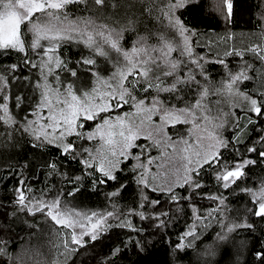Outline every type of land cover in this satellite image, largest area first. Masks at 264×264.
<instances>
[{"label":"snow or ice","instance_id":"obj_1","mask_svg":"<svg viewBox=\"0 0 264 264\" xmlns=\"http://www.w3.org/2000/svg\"><path fill=\"white\" fill-rule=\"evenodd\" d=\"M79 11H88V16H75L68 11L69 6H80ZM91 5V7H90ZM139 5V7H137ZM201 0H0V50L7 52L15 50L25 53V62L37 67L41 71L43 83H38L41 89V99L37 105V120H26L17 125V121L8 111L7 103H0V122H3V131L0 136L7 135L12 138L15 131L31 136V147L46 150L49 146L60 151L61 156L70 157L86 168L92 170L93 190L96 185L115 181L119 187L108 194L109 198L117 197L125 189L126 185L120 183L117 173L122 172V163L129 158L138 161L131 169H141L136 183L141 188V202L134 208H130L126 214H122L113 204L111 211L84 213L70 209L62 205V197H74L79 188L72 191H58L54 196H49L51 188L41 190L39 195L33 193L30 187H25V181L20 180L19 187L15 189L14 204L21 212L35 216L37 213L45 217V220L54 222L55 226H62L65 230L62 247L65 260L69 264L81 249L93 248L102 234L112 227H127L135 229L129 216H139L141 220L154 219L159 223L156 227H164L165 222L161 217L168 213L161 211L157 214H148L141 209L146 205L155 209L162 201L150 199L144 192L151 186L152 192H160L167 196L164 203L177 201H191L204 186L201 183V175L205 167L215 171V178L222 181V187L229 189L245 177V169L257 163L250 158H245L237 151L239 160L222 161L223 152L229 142L223 138L222 130L227 121L226 113L217 108L213 114L211 96H243L250 102V111L258 116H264V102L258 103L245 93L239 92L238 85L250 78L249 72L253 65L245 57L251 53L255 59L264 61V44L249 46L244 50L232 48L225 51L224 56L239 57L238 71H227V79L222 80L218 86L208 83L209 75L205 65L209 62L206 57L198 56L193 52L192 37L197 33L184 21L185 11H197L200 9ZM261 12V32H264V0H258ZM109 8L112 12L109 13ZM125 9L124 15L127 23L121 25L119 30L110 27L106 23H97L91 13L108 15L114 19L117 12ZM211 12L223 18L226 25L234 22L233 0H211ZM155 19L166 27L172 38L165 33H156V43H151L153 34L137 35L131 48H125L123 41L128 32L136 33L137 25L142 18ZM31 36L30 41L26 38ZM64 42L83 43L95 56L111 59L109 50L114 51L120 59L113 61L115 71L108 80L104 81V87L97 95L96 89L92 92L84 91L78 94L72 83L64 84L54 67L63 68L64 65L56 55L57 49ZM31 51L37 59H30L27 53ZM174 53H178L174 56ZM86 65H95L96 59L86 58L82 61ZM228 65L224 59L214 61ZM12 70L16 65L9 66ZM99 80L98 73H92ZM76 76L75 71H71ZM52 76L53 81L48 77ZM203 78V79H201ZM8 79L0 74V92L7 87ZM142 92L143 98L138 93ZM155 93V94H153ZM164 94V95H162ZM7 100V97H3ZM216 105L220 100L215 101ZM128 106L131 111L119 113L113 118L111 112ZM46 110V111H45ZM101 113H109L102 116ZM159 115L161 126L156 127L153 117ZM88 121L94 123L91 130L85 131ZM152 126L145 139L149 144H140L137 141L145 133V124ZM184 123L190 124L192 129L206 131L207 138L213 143L207 148L202 143L192 144L190 140H182L179 143L185 145L181 151L170 137L166 139H154V136L162 133L164 124ZM191 131V130H190ZM75 137L76 140H69ZM83 141H88L90 147L84 146ZM197 141H202L197 137ZM239 143V139H236ZM255 145L247 149L248 153H257L264 159V137ZM163 149L158 157L147 156L146 164L141 161V156L151 148ZM139 149V153L134 152ZM171 149V151H169ZM174 168L178 175L183 171L182 183L175 186L169 183L164 185L152 184L149 180V172L153 165L163 169ZM51 174H58L56 160L48 165ZM99 173V179L95 174ZM66 175V174H65ZM158 178L152 176V181ZM80 177H76L78 183ZM185 188L188 196H178L176 188ZM251 197L252 207L247 212L255 217L264 219V181L258 190L244 188L240 190ZM27 192V194H26ZM205 198L213 201L215 207L211 208L206 216L198 214V209L193 205V221L175 246L174 252H184L188 249L196 251L195 242L200 240L206 231H201L198 224L204 225L206 220L213 217L220 224V231L216 233L215 244H225L230 241L234 233L241 229H254L252 223L247 220L239 221L231 219L229 209L223 194L208 195ZM179 211V209H177ZM14 215V213H13ZM115 219V224L110 220ZM59 232V228L57 229ZM70 237V238H69ZM139 243V242H137ZM7 241H0V258H6L8 264H49L44 259H37L39 251L24 250L12 254L7 250ZM245 244L241 241V245ZM60 245H58L59 247ZM141 250L143 246L141 245ZM119 247L112 250L111 257L119 254ZM215 255L212 245L206 247L205 252H197V256ZM258 262L264 261V250L256 253ZM105 257L101 264H107ZM52 264H59L58 261ZM204 264H207L205 261Z\"/></svg>","mask_w":264,"mask_h":264},{"label":"trees","instance_id":"obj_2","mask_svg":"<svg viewBox=\"0 0 264 264\" xmlns=\"http://www.w3.org/2000/svg\"><path fill=\"white\" fill-rule=\"evenodd\" d=\"M233 4L234 22L228 25L225 24L223 18L210 11L211 0H201L199 10L183 13L184 21L197 33L191 38L194 54L206 57L209 61L205 65V70L209 75L208 83L212 86H218L222 80L227 79L228 69L233 72L238 71L240 58L225 57L224 54L215 55L207 51L205 46L196 41L200 34H218L222 37L223 42L227 41L228 43H231L229 41L232 40H243L245 43L241 46L243 48L237 46L235 47L237 50H244L249 46L258 45L256 42H249L253 37L257 38L259 35L264 37V32H261V19L258 17V13L261 12L258 0H233ZM78 8L82 9L83 5L69 6L68 11L73 15V18L79 15H90L88 11H79ZM111 12L112 9L109 8V13ZM124 12L125 9L121 8L114 19L99 13L91 14L97 18V23H106L110 27L119 30L121 25L127 23ZM156 33L168 34L170 38L173 36L166 27L155 19L144 17L138 23L136 33L128 32L125 34V39L122 42L123 46L130 48L137 35L153 34L150 42L156 43ZM26 39L29 41L28 37ZM262 43H264L263 40ZM231 49L229 48L228 51ZM57 50L64 67H55V70L64 71L72 67H81L80 71L83 74L92 75L96 72L93 71L96 64L86 65L82 62L83 56L87 54V48L83 43L64 42ZM27 55L30 59H35V54L31 51ZM173 55L177 56L178 53ZM116 57L120 59L117 54ZM218 58L225 60L228 65L227 69L223 65L214 62ZM94 59L98 62L101 58L96 56ZM245 59L253 65V70L249 72L250 78L238 85V90L251 98L257 99L258 103H262L264 102L262 61L255 59L251 53ZM11 65H16L14 70L9 67ZM29 71L35 75L37 83L25 84L24 90L20 91L18 88L20 86H17V83H12L11 79H17V77ZM39 73V68L25 62V53L15 50L7 52L0 50V74L8 79L7 87L0 92V103H7L9 113L17 121L16 126L28 120L33 112L38 109L37 105L41 99V89L37 88V84L40 83ZM29 87L32 89L30 95ZM28 95L30 98H25ZM138 95L143 98L144 94L139 92ZM3 97H7V100H3ZM209 99L212 101L211 106L214 115L217 108L222 113L227 114L224 116L227 123L222 130V135L229 142V147L221 149L223 152L222 161L239 160L240 156L237 155L236 151L239 150L245 158L255 160L257 163L248 166L245 169V177L229 189H224L221 186L222 181L215 178L213 169L205 167L200 178L204 186L199 190L200 194L194 196L191 201L164 203L163 201L167 199L166 194L152 192L150 186L144 192V195L149 196L150 199L159 198L162 203L155 209L146 205L145 209H141V211L153 215L161 211L167 212V216L161 217L165 222L164 227H156L159 223L158 220H141L139 216H129L128 219L131 220L134 228L142 229V231H133L127 227H112L102 234L95 247L81 249L69 261V264H101L105 257H108L107 264H204L205 261L207 264H264V261L258 262L256 259V253L264 250V219L247 212V209L252 207L251 197L240 191L244 188L258 190L261 182L264 181V159L259 156L258 152H247V149L254 145L257 148L262 147L257 142L261 137H264V116H258L255 112L250 111V102L245 100L243 96H211ZM218 99L220 104L216 105L215 101ZM227 101H231V103ZM126 108H128L127 105L112 111L111 116L125 111ZM101 115L108 116L109 113H101ZM96 122L88 121L85 131L91 130ZM171 126L173 130H170ZM3 127V122H0V131H3ZM185 127L186 124L184 123L167 125V136L172 139L180 138L186 133ZM237 138L239 143H236ZM31 139V136L22 134L21 131H15L11 139L7 135L0 136V241L8 242L7 250L12 254L24 250L39 251L41 256L37 259L42 258L48 261L49 264L54 261L64 264L65 257H60L61 255L58 252V241L61 236L59 226H55L54 222L50 220L46 221L45 217L39 213L31 216L26 212H21L13 203L16 196L15 189L19 187L20 180L23 179L25 187H30L36 195H39L41 190L47 191L48 188L52 189L49 196H54L58 191L67 192L72 191L74 188L80 189L74 197H62L61 206L66 204L68 207L80 211L98 210L106 212L111 211L112 205L115 204L122 214H126L130 208L136 207L141 202V188L143 186H138L136 180L142 170L139 168L135 172L131 170L134 165L138 164L137 160L132 158L125 160L121 165L123 171L117 173V175L120 177V183H123L126 187L119 196L109 198L108 194L119 187L117 182L108 181L105 184H98L93 190L94 177L89 174L92 170L86 169L79 162V157L75 160L70 157L65 158L61 156L59 150L52 146H49L46 150L34 149L30 146ZM68 139H71V137ZM71 140L75 141L76 138L72 137ZM80 143H83L86 147L91 146L88 141ZM137 143L149 144L151 141L141 137ZM133 151L139 153L140 150L134 149ZM148 155L157 157L158 149L153 147L145 152L141 156V161L147 162ZM53 160L57 162L58 174H51V169L48 167ZM155 167L156 165H153L150 169L148 177L150 182L156 185H164L167 188L165 180L159 183L152 181L151 172ZM76 177H80L78 183L75 181ZM95 178L99 179V173L95 174ZM177 183H182V181L171 182L173 186ZM175 190L178 196L189 195L185 188L177 187ZM217 194H223L226 199L229 209L228 215L231 219L247 220V222L254 225V229H241L232 235L228 243L217 245L214 238L221 229L220 224L213 217L211 220H206L204 225H197L201 231H204L206 226V231H204L202 238L195 242L196 251L188 249L184 252H174L175 246L180 242L181 235L188 230L194 219L191 206L194 205L198 209L199 215L206 216L207 212L216 205L205 197ZM116 222L115 219L110 220V223L115 224ZM58 228L59 232L57 231ZM241 241L245 242L243 246ZM141 245L143 246L142 250ZM208 245L213 246L215 255L197 256V252H205ZM117 247L121 251L118 255L111 257L110 253ZM0 264H8L7 259L0 258Z\"/></svg>","mask_w":264,"mask_h":264},{"label":"rangeland","instance_id":"obj_3","mask_svg":"<svg viewBox=\"0 0 264 264\" xmlns=\"http://www.w3.org/2000/svg\"><path fill=\"white\" fill-rule=\"evenodd\" d=\"M252 37H253V35L251 36V38ZM28 38L30 41L31 36L29 35ZM243 38H244V36H243ZM262 40L264 41V37L259 35V36H257V38L253 37L249 42H256L259 45V44H264V43H262ZM196 41H197V43L205 46L207 51H209L215 55H223L225 53V51H228L229 48H233V47L235 48L237 46L241 47L245 44L243 42V40L242 41H239V40L229 41L231 43H228L227 41L223 42V39L220 35L210 34V33L200 34ZM245 41L247 42L246 39H245ZM241 48H243V47H241ZM109 54H110L111 59H106V58L100 57L101 59L98 62H96L95 69L93 71H96L95 73H98V75L100 77L99 80L93 74L92 75L83 74V72L80 71L81 67H79V68L78 67H72V68L66 69L64 71L63 70L57 71V70H55V66H53V67H54L55 73L59 75L61 81L64 84L72 83L74 86V89L78 91V94H82L84 91L92 92L93 89H96V90H98L96 93L98 95L99 91L102 90L104 87V81H106L110 77H112V74L115 71L113 61L117 60L116 53L114 51L109 50ZM56 55L58 56V50L56 51ZM90 57L94 58L96 56L87 48V54H85L83 56V60L86 58H90ZM35 59H37V58L35 57ZM71 71H75L77 73V75L72 76ZM99 73H101V74H99ZM38 77H39L40 83H43L42 78H41V71L38 74ZM11 80H12L11 81L12 83H17V86H20V87H18L20 91L24 90L23 87L25 86V84L28 85V83H37L35 75L33 73H30V71L25 72L23 75H20L19 77H17V79L12 78ZM48 80L53 81V77L49 76ZM29 86H30V84H29ZM31 91H32V89H31V87H29V95L31 94ZM29 95L25 98H30ZM227 102L231 103V101H227ZM38 111L39 110L37 109L34 112H38ZM128 111H131V109L126 108L125 111L119 112V114L123 115L124 112H128ZM116 115H114L112 117L115 118ZM37 119H38V116L32 114L28 120H37ZM153 121L155 122V125L157 128H159L161 126L159 115L154 116ZM174 124L175 123L164 124L163 128H162V133L155 135L154 139H166V138H168L166 126L167 125L170 126V125H174ZM185 128H186V133L182 137L180 136V138L177 137L174 139L171 138L173 143H176L177 147L181 151L185 147V145L183 143H179L182 140H190L193 145H195L197 143H202L205 148H207V146L209 144L213 143L209 138H207V132L206 131H198V130L192 129V126L190 124H186ZM152 130H153L152 126L148 125L146 123L145 124V133L141 137L145 138L148 131H152ZM170 130H173L172 126L170 127ZM197 137H201L202 141H197ZM71 139H72V137H71ZM71 139H69V140H71ZM162 150L163 149H158L157 157L160 155V151H162ZM169 151H171V149H169ZM145 164H146V162H145ZM154 171L156 174L154 173ZM157 174H158V178L154 182L159 183L160 181L163 182V180H165V183L167 182L166 185H168V183H171V182L174 183V182L182 181V177H183V171L182 170L177 175L175 172V169L168 167L167 163H165V166L163 169H158L157 167H155L153 172H151V178H152V176H156ZM61 207H63V206H61ZM68 208H70V207H68ZM70 209H73V208H70ZM75 210H77V209H75ZM78 211H80V210H78ZM93 211L100 212L98 210H93ZM93 211H88V212L80 211V212L90 214ZM59 228L61 231V233H60L61 236H60V240L58 241V245H60L58 247L59 248L58 252H59V255H61L60 257H64V255L61 254L64 252V249L62 247V242L64 239L62 232L63 231H70V230H65L62 228V226H59Z\"/></svg>","mask_w":264,"mask_h":264},{"label":"crops","instance_id":"obj_4","mask_svg":"<svg viewBox=\"0 0 264 264\" xmlns=\"http://www.w3.org/2000/svg\"><path fill=\"white\" fill-rule=\"evenodd\" d=\"M262 68H263V71H264V61H262Z\"/></svg>","mask_w":264,"mask_h":264}]
</instances>
